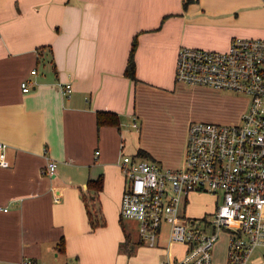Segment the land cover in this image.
I'll list each match as a JSON object with an SVG mask.
<instances>
[{"label": "crops", "instance_id": "obj_1", "mask_svg": "<svg viewBox=\"0 0 264 264\" xmlns=\"http://www.w3.org/2000/svg\"><path fill=\"white\" fill-rule=\"evenodd\" d=\"M236 36L264 38L262 0H0V264H120L137 232L119 215L121 155L183 166L189 124L163 138L146 114L180 86V46L224 51ZM99 111L117 123H98ZM49 160L53 175L42 171ZM94 195L104 223L91 230L83 196Z\"/></svg>", "mask_w": 264, "mask_h": 264}, {"label": "built area", "instance_id": "obj_2", "mask_svg": "<svg viewBox=\"0 0 264 264\" xmlns=\"http://www.w3.org/2000/svg\"><path fill=\"white\" fill-rule=\"evenodd\" d=\"M175 80L245 94L248 107L238 123L191 121L181 168L122 154L118 166L126 182L119 215L135 220L139 241L151 246L167 224V244L179 243L185 250L182 258L163 264H214L223 233V264H253L252 256L264 257V38L236 36L224 51L182 45ZM29 84L22 81V91ZM71 92L65 83L62 93ZM131 127L139 130L135 117ZM5 147L0 142L1 166L8 165ZM55 169L56 162L49 160L42 171L53 175ZM193 191L216 194L211 219L186 216L183 206ZM19 264L40 263L24 256Z\"/></svg>", "mask_w": 264, "mask_h": 264}, {"label": "rangeland", "instance_id": "obj_3", "mask_svg": "<svg viewBox=\"0 0 264 264\" xmlns=\"http://www.w3.org/2000/svg\"><path fill=\"white\" fill-rule=\"evenodd\" d=\"M177 83L180 86L170 95L163 97L154 111L146 114L148 131L159 132L163 138L173 139V134L182 130L180 127L186 122L189 124L191 121L203 120L219 124L238 123L248 107V97L245 94L203 86L209 89L205 90L202 85L181 81ZM215 199L216 194L208 191L189 193L185 203L186 216H206V219H211ZM129 231L128 243H122L119 249L122 254L120 264H163L168 258L177 260L184 255L185 246L179 243L167 244V224L162 226L161 234L153 246L146 241H139L136 230L130 228ZM225 242L226 236L223 233L218 241V248L214 251V264H223ZM263 259V256L256 255L252 256L251 262L263 264Z\"/></svg>", "mask_w": 264, "mask_h": 264}, {"label": "trees", "instance_id": "obj_4", "mask_svg": "<svg viewBox=\"0 0 264 264\" xmlns=\"http://www.w3.org/2000/svg\"><path fill=\"white\" fill-rule=\"evenodd\" d=\"M135 45H136V42L133 39L131 43L129 55L127 58L126 67H125V74L131 78H134V68L135 67H134V56L133 55H134ZM96 116H97L98 123H102V122L117 123L116 115L114 113L99 111L97 112ZM136 156L146 158L148 154L145 151L139 149L136 153ZM87 186L88 188H91L94 190L100 189V187L102 186V178L99 177L98 179H95V180H88ZM83 199L86 204L87 215L89 218L91 230H94L97 227L103 225L104 223L103 219H101L99 215V208L94 203V201L96 200L95 195L91 197L89 196L88 198L83 196ZM93 203H94V206H93Z\"/></svg>", "mask_w": 264, "mask_h": 264}]
</instances>
